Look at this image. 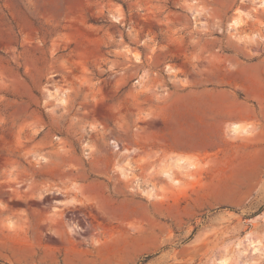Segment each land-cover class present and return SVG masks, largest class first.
Segmentation results:
<instances>
[{
    "label": "rangeland",
    "instance_id": "obj_1",
    "mask_svg": "<svg viewBox=\"0 0 264 264\" xmlns=\"http://www.w3.org/2000/svg\"><path fill=\"white\" fill-rule=\"evenodd\" d=\"M261 205L264 0H0V264H264Z\"/></svg>",
    "mask_w": 264,
    "mask_h": 264
},
{
    "label": "crops",
    "instance_id": "obj_2",
    "mask_svg": "<svg viewBox=\"0 0 264 264\" xmlns=\"http://www.w3.org/2000/svg\"><path fill=\"white\" fill-rule=\"evenodd\" d=\"M202 91V89H194ZM188 90H183L186 94ZM190 95V93H188ZM217 111L215 112V114ZM217 113L212 126H160L159 130L153 131L155 146L163 151L171 152L173 156H189L197 159L198 156L211 155L214 152V142H222L224 145L227 138H241L242 136L249 137L260 130L261 126H250L243 124L221 125L220 121L225 118ZM225 121V120H224ZM235 127V128H234ZM233 128V129H232ZM236 129V130H234ZM235 132H234V131ZM169 157V158H170ZM169 158L165 162L166 165ZM178 158H171V162H176ZM167 165L171 167L175 163ZM175 166V165H174ZM163 167V166H162ZM173 172V169H170Z\"/></svg>",
    "mask_w": 264,
    "mask_h": 264
},
{
    "label": "bare ground",
    "instance_id": "obj_3",
    "mask_svg": "<svg viewBox=\"0 0 264 264\" xmlns=\"http://www.w3.org/2000/svg\"><path fill=\"white\" fill-rule=\"evenodd\" d=\"M114 16V15H113ZM118 16L119 15H117L116 17L114 16L113 17V19H115L116 18V20H117V18H118ZM120 18V17H119ZM236 21H237V18L235 17V18H233L232 19V21L230 22L231 23V25L233 24V23H236ZM238 22V21H237ZM136 59H137V56L135 57ZM235 128V127H234ZM233 129V128H232ZM234 130H236V129H234ZM233 130V131H234ZM235 132V131H234ZM115 149H117V145L116 144H114V146H113ZM177 160V159H176ZM173 162V161H172ZM171 162V163H172ZM173 163H175L174 165L176 166V168H190V167H192V166H194L195 164L194 163H192V162H190L189 160H186V159H180V160H177L176 162H173ZM168 165H170V164H168ZM174 165H172L171 167H174ZM171 167H169L168 166V168L167 169H164L163 170V174L164 175H166V176H171L170 174H171V171H170V169H172ZM71 231H74L73 229H72V227H71V229H70ZM229 254H228V252L227 251H224V252H221L220 254H219V260H218V262L220 261V263L219 264H224V263H226V261L229 259L228 256Z\"/></svg>",
    "mask_w": 264,
    "mask_h": 264
},
{
    "label": "trees",
    "instance_id": "obj_4",
    "mask_svg": "<svg viewBox=\"0 0 264 264\" xmlns=\"http://www.w3.org/2000/svg\"><path fill=\"white\" fill-rule=\"evenodd\" d=\"M263 207H264V205H261L254 214L259 213L263 209ZM220 208H227V209L233 210V208L229 207V206H219V207H217V209H220ZM156 254L157 253L145 255L141 262H145L146 260H148L149 258H151L152 256H154Z\"/></svg>",
    "mask_w": 264,
    "mask_h": 264
}]
</instances>
